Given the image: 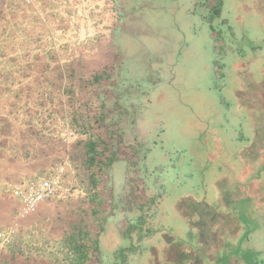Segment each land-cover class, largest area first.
Wrapping results in <instances>:
<instances>
[{
	"label": "rangeland",
	"instance_id": "rangeland-1",
	"mask_svg": "<svg viewBox=\"0 0 264 264\" xmlns=\"http://www.w3.org/2000/svg\"><path fill=\"white\" fill-rule=\"evenodd\" d=\"M119 5L123 22L116 35L128 75L126 89L133 94L135 106L103 111L113 112L109 120L101 117L103 112L94 115L93 138L100 146L110 138H121V154L130 151L138 138L134 144L138 152L129 159L130 166L118 160L100 175L93 196L100 206L110 201V195L160 197L150 224L155 235L142 239L141 253L130 256L127 264H150V247L157 246L160 257L166 237L178 242L183 253L202 257V264H264V201L245 191L247 180L264 184V151L255 165L244 164L245 153L236 155L252 142L253 120L263 127L256 138H264V0H119ZM4 56L8 59V0H0V58ZM7 69L8 60H0V72ZM84 160V155L79 157L83 167ZM248 170L250 174L243 175ZM126 171L131 185L124 184ZM237 177L243 189L240 199L232 197L239 195L232 187ZM28 178L0 187V230L16 218L19 203L11 190ZM86 178L90 193L92 185ZM219 180L221 185L215 183ZM135 187H140L139 193ZM221 190L226 207L218 203ZM186 196L213 209L233 211L238 228L219 245L211 243L214 239L207 240V247L202 245L196 228L176 212V204ZM90 206L81 208V214L91 212L95 217ZM47 212L50 219L43 225L60 222L70 244L77 245L87 235L94 239L90 233L95 235L101 221L100 216L80 221V213L68 208ZM29 217L19 220L17 234L8 245L0 244L1 260L23 243L21 225ZM197 222L203 225L202 220ZM101 247V263L109 264L110 254ZM26 260V264H78L76 252L48 262L31 261V256Z\"/></svg>",
	"mask_w": 264,
	"mask_h": 264
},
{
	"label": "crops",
	"instance_id": "crops-1",
	"mask_svg": "<svg viewBox=\"0 0 264 264\" xmlns=\"http://www.w3.org/2000/svg\"><path fill=\"white\" fill-rule=\"evenodd\" d=\"M122 22L119 0H8V59L0 58L8 60L0 72V187L64 164L70 191L39 204L22 222L23 243L0 264H26L28 256L48 262L76 252L60 222L43 223L55 207L79 212L80 221L92 216L81 214L90 194L78 161L95 136L94 115L135 106L116 35ZM101 115L109 120L113 112ZM69 129L75 135L64 139ZM112 213L110 221L123 214Z\"/></svg>",
	"mask_w": 264,
	"mask_h": 264
},
{
	"label": "trees",
	"instance_id": "trees-1",
	"mask_svg": "<svg viewBox=\"0 0 264 264\" xmlns=\"http://www.w3.org/2000/svg\"><path fill=\"white\" fill-rule=\"evenodd\" d=\"M217 13L219 12L217 11ZM255 106L253 104L251 105V107ZM261 106L263 111V104H261ZM252 118L254 119V117ZM253 121L254 137L252 142L250 145L246 146L245 149H239V151L236 152V155L242 157V154L245 153L247 157L243 160L241 159L244 164L253 163V165H255L258 160L262 159L261 155L264 151V138L260 139L259 136L256 138V135L263 127L256 120ZM110 139L115 140L112 143L111 140L110 142L106 141V145L101 143L100 146L96 138H93L88 140L84 145V164L85 168L87 169L90 185H92V191L89 193V204L91 205V209L93 208L92 211H95L96 215L95 217L93 215L94 219L96 216H100L101 221L100 224L97 225L98 229L94 231L95 235L90 233V235L94 236V239L93 237L90 240L87 239L88 235L86 236L87 238L81 239L80 237V240L76 245L78 264H102V257H100V250L102 248L101 245H103L110 254L109 264H127V259H129L130 256L136 253H141V251H138V244H140L142 239L155 235L154 232L156 230L155 228H150V224L152 223L153 217L156 214L155 209L160 203L158 200L160 197L157 195H155V197H148L146 199L137 196V198L131 197L129 195L122 197L121 194L116 195V197H112V195H110V201H108L104 206H100L99 202L97 203L98 200L93 196V192L95 191V189L93 190V185H96L95 183L99 176L105 174V171H107V169L109 170V167L115 161L123 160L126 161L128 166H130L129 159L137 156L138 150L135 149L134 143H131L129 148L131 149L130 151L125 150L121 154L119 153V147L122 141L121 138L118 137ZM129 173L130 172L127 171L125 172L124 184L131 183L129 180L132 179V177L129 175ZM246 174H250V171L248 170L247 172L243 173V175ZM110 178L112 179L111 174ZM240 181L241 180L239 177H237L235 184H233V186H229L234 187V190L238 191L239 195L232 196L236 199H240L243 192ZM246 182V194L254 196L255 200L258 199L264 201V184L260 180H256L254 178L252 179L251 183L248 180ZM215 183L221 185V180L216 181ZM256 185L258 188L255 187ZM135 188L139 193L140 187ZM241 189L242 191L240 192ZM256 191L257 193L254 194ZM181 198L182 199L179 200L175 206L176 212L181 218L189 220L187 222L189 225H193L192 227L196 228L199 234V242L201 240L202 245H206V247L209 243L207 240L211 241V239H214V241H211V243L214 242V244L218 243L217 245H219V242L222 241L224 236L232 235L240 224L238 216H236L237 214L235 215L233 211L213 209L212 206L208 205L205 201L195 199L192 196ZM226 200L227 199H225L221 190L218 197L219 206L224 205L223 207H226ZM100 208L102 210H100ZM112 212H123L124 216L121 217L123 215L122 214L121 216H118V218L110 221L108 220V217L109 215L114 214ZM198 220H202L203 225L197 222ZM230 223L233 224L232 230H229ZM219 238L220 240H218ZM124 241L126 243L122 244ZM176 243L178 244V242H175L172 238L166 237L164 239V246L160 248V257L157 256L158 247L151 246L148 262L150 264H202V257L196 258V255H192V253H183L180 250L181 246L176 245ZM176 249H178V251ZM174 251H177V254L179 253L178 259L174 257L176 254ZM180 255L187 256L184 259H181Z\"/></svg>",
	"mask_w": 264,
	"mask_h": 264
},
{
	"label": "built area",
	"instance_id": "built-area-1",
	"mask_svg": "<svg viewBox=\"0 0 264 264\" xmlns=\"http://www.w3.org/2000/svg\"><path fill=\"white\" fill-rule=\"evenodd\" d=\"M75 135L74 129H69L63 138ZM66 167L57 165L53 170L43 175L28 178L17 184L11 190V195L19 203L15 220L8 227L0 230V244L8 245L16 236L19 220L35 213L43 201L58 197L62 192L70 191L64 186Z\"/></svg>",
	"mask_w": 264,
	"mask_h": 264
}]
</instances>
